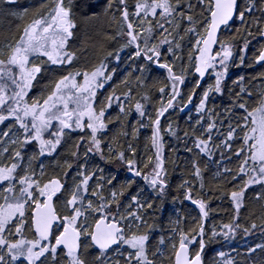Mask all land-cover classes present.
Returning a JSON list of instances; mask_svg holds the SVG:
<instances>
[{
	"label": "snow or ice",
	"instance_id": "obj_1",
	"mask_svg": "<svg viewBox=\"0 0 264 264\" xmlns=\"http://www.w3.org/2000/svg\"><path fill=\"white\" fill-rule=\"evenodd\" d=\"M0 20V264H206L264 234V203L241 215L264 202V0H0ZM169 198L194 208L166 237ZM246 255L212 264H264V243Z\"/></svg>",
	"mask_w": 264,
	"mask_h": 264
},
{
	"label": "trees",
	"instance_id": "obj_2",
	"mask_svg": "<svg viewBox=\"0 0 264 264\" xmlns=\"http://www.w3.org/2000/svg\"><path fill=\"white\" fill-rule=\"evenodd\" d=\"M33 3V0H20V4L28 5ZM5 26V22L0 20V29H2ZM93 26H83L81 29V32L78 33V35L81 37V39H84V33L87 31L89 33L92 32ZM108 31H111V29H107ZM6 33L0 34V38H2V35ZM79 43V42H78ZM91 41L88 44L83 45V51L80 53L81 66H84L85 63L90 62L94 58V50L90 46ZM255 46V42H254ZM253 49H249V55L252 54ZM86 58V59H85ZM121 69L125 67V65L121 64ZM259 69V66L256 68H247V67H240V68H232L230 70V77L231 79L228 80V85L232 86V80L236 79L238 75H244L246 77H251L255 72H257ZM218 104L221 102L218 98L216 101ZM223 102H227V96L223 98ZM183 115V114H182ZM186 117L181 119L179 121L180 127L182 129L187 128L188 125L186 123ZM182 134V133H181ZM144 139V135L141 136V146ZM175 143V142H173ZM169 155L172 158H176L177 156L179 159L177 160V164L179 165L178 168L173 169V167L169 166V175L170 179L172 181L173 186L177 185L181 182L182 174L184 173L185 165L183 161L187 158L186 153L183 152V149L181 147L180 151L178 153H169ZM216 159L219 161L220 158L217 155ZM102 163V162H101ZM223 163L227 164V161H223ZM201 166H204V161L201 162ZM229 167H234V164H229ZM209 168L214 169V165H209ZM206 177V183L212 182V174L210 171L205 172ZM251 195V190H250ZM261 203L264 202H255L254 200L249 199V201H246V208L241 210L242 215V223L246 227H250L253 220L259 225L261 223L260 216L262 215L261 212ZM213 208H220L221 210L213 213L214 220L216 223H219L221 219H223L224 222H227L232 214V209L227 200L219 201V200H213L212 202ZM194 206H192L189 202H184V204H180L179 202L173 204L171 201V198L166 202L165 204V211L162 217H160V223L163 226L164 234L166 237L170 234L169 232V220H175L177 216H183L187 212L193 210ZM226 210V211H225ZM161 233H157V238ZM257 243H264V234H262L261 230L259 228L252 230V234L246 235L243 232H238L235 237L231 240H221L218 242L211 243L206 251H205V262L206 264H212L213 258H215V254L217 251H224L225 253L230 254L231 256L235 257L237 261H242L244 259H251V257H247V248L249 246H254ZM233 249H236V251H233ZM256 258H259V250L256 253Z\"/></svg>",
	"mask_w": 264,
	"mask_h": 264
}]
</instances>
